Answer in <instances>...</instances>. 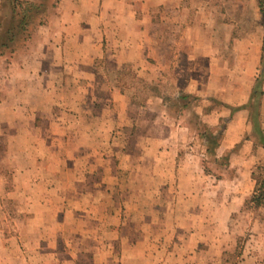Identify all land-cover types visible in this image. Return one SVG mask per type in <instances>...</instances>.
Returning <instances> with one entry per match:
<instances>
[{
	"label": "rangeland",
	"instance_id": "1",
	"mask_svg": "<svg viewBox=\"0 0 264 264\" xmlns=\"http://www.w3.org/2000/svg\"><path fill=\"white\" fill-rule=\"evenodd\" d=\"M34 1L51 14L60 2L53 8V0ZM182 14L183 26L197 28L187 35L200 46L194 73L204 90L189 93L166 80L167 74L157 77L153 83L167 90L169 107L126 90L130 107L115 101L118 110L128 113L123 126L106 123L99 146L92 144L98 154L91 146H85L86 153L78 151L82 157L71 182L59 183L58 192L3 195L0 239L12 250L10 264H264V204L255 209L244 205L254 188L253 176L264 171V148L252 135L248 115L230 113L247 102L259 75L264 18L256 0H186ZM18 19L8 0H0V44ZM18 36L20 44L24 40ZM185 56L184 50L180 67L190 75ZM99 61L103 83L116 84V67ZM121 70L141 77L129 65ZM180 94L186 97L177 100ZM104 98L112 103L110 96ZM105 118H112L106 108ZM259 119L264 131V114ZM205 132L218 134V141L230 135L236 143L218 154L203 138ZM8 166L6 188H19ZM214 185L226 188L216 191ZM227 189L239 195L243 189L245 196L224 231L183 223L192 214L191 205L199 209L201 204L200 210L209 214L211 202L217 195L225 200ZM40 198L49 201L35 208ZM36 217L41 224L32 223Z\"/></svg>",
	"mask_w": 264,
	"mask_h": 264
},
{
	"label": "crops",
	"instance_id": "2",
	"mask_svg": "<svg viewBox=\"0 0 264 264\" xmlns=\"http://www.w3.org/2000/svg\"><path fill=\"white\" fill-rule=\"evenodd\" d=\"M185 1L60 0L56 14H51L48 23L36 29L30 39L0 52V199L3 195L14 197L17 192H58L57 188L71 182L73 170L78 168L82 157L78 151L86 153L85 146H91L98 154L92 144L99 146L106 123L123 126L128 113L118 110L115 101L129 108L126 91L116 84L103 83L105 76L99 71L98 60L116 67L114 80L118 70L129 65L146 81L167 74L170 79L166 80L183 91L200 94L204 90L200 75L194 73L200 46L188 36L197 28L180 23ZM184 50L192 66L187 70L190 75L180 67ZM99 86L103 92L106 89V94L98 90ZM262 91L264 96V81ZM106 95L112 103L104 98ZM105 108L112 112L111 119L105 118ZM236 112V117L248 115L246 109ZM259 113L263 116L264 102ZM234 143L230 135H225L218 154ZM9 164L19 188L16 184L6 188L4 177ZM212 188L222 192L226 187ZM188 190L196 193L194 186ZM226 191L230 195L223 201L217 195L209 214L200 210L201 204L199 209L191 205L192 214L183 223L199 228L210 225L220 234L245 196L243 189L240 195L231 189ZM37 201L35 208L49 200ZM31 221L41 224L36 222L37 217ZM200 232L195 231V235ZM221 238L224 241L223 235ZM1 246L0 264L13 263L12 250Z\"/></svg>",
	"mask_w": 264,
	"mask_h": 264
},
{
	"label": "trees",
	"instance_id": "3",
	"mask_svg": "<svg viewBox=\"0 0 264 264\" xmlns=\"http://www.w3.org/2000/svg\"><path fill=\"white\" fill-rule=\"evenodd\" d=\"M53 8L56 7L59 0H53ZM11 7V12L19 16L17 24L14 26L13 31L8 30V38L5 42L0 44V48H9L11 45L17 42L18 35H22V40L26 41L30 39L33 32L38 29L40 26L46 25V20L48 14V9L40 3H36L34 0H8ZM257 6L264 18V0H256ZM55 11V10H54ZM50 16V15H49ZM48 21V20H47ZM32 26V27H31ZM264 26V24H263ZM22 41V42H24ZM22 44V43H20ZM12 47V46H11ZM0 52L3 53L2 50ZM264 81V40L261 47V56H260V72L258 77L255 78L254 85L252 86L250 96L246 103L232 107L230 113L236 112L241 109H246L248 111V120L251 123V132L252 135L256 138L262 148H264V131L261 128L260 121V97L263 95L262 83ZM116 85L120 88L122 92L126 90H135V92L142 97L143 100L158 98L166 107H169L170 96L166 91H163L157 83L146 81L144 78L137 76L136 74L123 70H118ZM186 95H178L177 100L184 99ZM183 106V105H182ZM221 119V118H220ZM220 134V133H219ZM203 138L207 142L212 143V145L217 149L220 145V140L218 141V134L215 133H202ZM209 151V149H208ZM255 181L254 188L252 193L245 199L244 205L249 208H258L264 204V171L253 176Z\"/></svg>",
	"mask_w": 264,
	"mask_h": 264
}]
</instances>
